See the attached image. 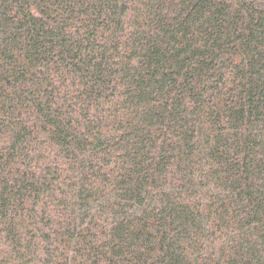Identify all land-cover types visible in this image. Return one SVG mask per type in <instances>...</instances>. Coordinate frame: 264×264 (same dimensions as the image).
Wrapping results in <instances>:
<instances>
[{"label":"trees","instance_id":"trees-1","mask_svg":"<svg viewBox=\"0 0 264 264\" xmlns=\"http://www.w3.org/2000/svg\"><path fill=\"white\" fill-rule=\"evenodd\" d=\"M0 264H264V0H0Z\"/></svg>","mask_w":264,"mask_h":264}]
</instances>
